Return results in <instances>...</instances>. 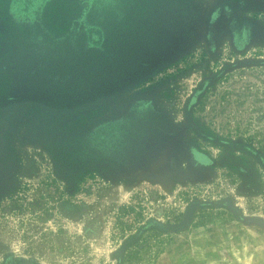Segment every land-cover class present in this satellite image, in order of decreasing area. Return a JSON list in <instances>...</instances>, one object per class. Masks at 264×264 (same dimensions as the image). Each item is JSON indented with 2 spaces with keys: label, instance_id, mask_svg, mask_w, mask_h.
Here are the masks:
<instances>
[{
  "label": "rangeland",
  "instance_id": "rangeland-1",
  "mask_svg": "<svg viewBox=\"0 0 264 264\" xmlns=\"http://www.w3.org/2000/svg\"><path fill=\"white\" fill-rule=\"evenodd\" d=\"M0 264H264V0H0Z\"/></svg>",
  "mask_w": 264,
  "mask_h": 264
},
{
  "label": "flooded vegetation",
  "instance_id": "flooded-vegetation-1",
  "mask_svg": "<svg viewBox=\"0 0 264 264\" xmlns=\"http://www.w3.org/2000/svg\"><path fill=\"white\" fill-rule=\"evenodd\" d=\"M97 55V54H96ZM94 58L96 59V60H98L95 56H94ZM95 59H92V61L91 62H89V64L87 65V67L89 68V69H91V65H92V63H94V62H96V60ZM98 63H99V60H98ZM86 75H88L87 73H86ZM82 80H87V78L86 77H84V78H82ZM86 82V81H85ZM84 83V82H83ZM75 85H71L69 88H72V86L74 87V88H78V90H75L74 92L76 93V95H77V93H78V91H79V89L81 88V86L83 85V84H81L80 82L79 83H74ZM65 95V94H64ZM72 94L70 93L68 96H70V97H72L71 96ZM68 96H66V97H64L65 99H69V97ZM64 98L63 99H61V100H64ZM136 113H140V112H136ZM129 117H131V116H129V115H126L124 118H122L121 120H118V121H114V122H111V123H108V124H106V125H103V126H101L99 129H98V131L97 132H95V135L96 134H98V132H100V137L101 138H104V140H108V141H111V140H113L114 138L112 137V136H115V135H117L119 138H120V136H119V134L117 133L118 131H123V132H125L126 134H127V137L128 138H120L121 140H123L122 141V145L123 146H125V148H128V149H131L132 150V153H130V154H128V153H125V154H128L126 157H124V153L121 151V150H117V151H119V152H112L113 154L111 155V157H113V158H119L120 159V161H121V159H125V161H126V163H129L130 161H134V160H136L137 158H139L140 157V151L142 150V146H141V148H140V146H139V140H141L142 138V134H143V127H145L146 125H150V127H156L154 124H152V122L154 121V120H150L149 121V119L148 118H141L139 115L137 116V115H134V117H136V119L134 118L132 121H135V122H137V124H139L141 127H142V129H128L127 127L129 126V124H130V119H129ZM137 119H138V121H137ZM146 121H148V122H146ZM154 123V122H153ZM127 124V125H126ZM131 127V126H130ZM153 130H155V129H153ZM95 135H93V136H91V137H89V139L87 140V141H89L90 139H92ZM87 141H84V142H87ZM83 142V143H84ZM107 142H104V144H106ZM121 149H123V147L120 145L119 146ZM119 161V162H120ZM109 163V162H108ZM112 163V162H111ZM116 164L118 165V164H121V162L120 163H117L116 162ZM121 165H124V164H121Z\"/></svg>",
  "mask_w": 264,
  "mask_h": 264
},
{
  "label": "trees",
  "instance_id": "trees-1",
  "mask_svg": "<svg viewBox=\"0 0 264 264\" xmlns=\"http://www.w3.org/2000/svg\"><path fill=\"white\" fill-rule=\"evenodd\" d=\"M96 38L99 39V37H95V39ZM95 57L97 58L98 54L95 55ZM99 135H100V132H98V134H96L89 141L84 142L82 144L83 147L79 148L75 152V154H78V155L82 154V155H80L81 161L87 162L88 159H91V160L96 159V161L104 160V161L112 162V163H114V162L120 163L121 162V164H123V163L125 164L126 163L125 159H121V161H120L119 158H117V159L113 158V157H111V155L114 152H119L117 150H121L124 153V157H126L128 154L132 153V150L125 148V146L122 145L123 140H121L117 135L112 136L114 139L111 141L104 140V138H101ZM104 142H107V143L104 144ZM120 145L123 147V149H121L119 147ZM125 153H128V154H125ZM112 160H114V162ZM121 164H118L117 166H122ZM153 227H157L154 224V222H149V223L145 224L143 227L140 228L138 235H141L145 230H150ZM136 236H133L132 239H134Z\"/></svg>",
  "mask_w": 264,
  "mask_h": 264
}]
</instances>
